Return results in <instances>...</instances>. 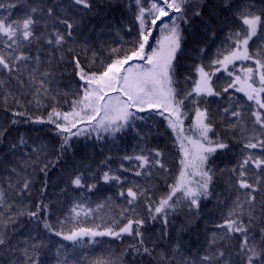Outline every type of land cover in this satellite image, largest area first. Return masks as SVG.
Segmentation results:
<instances>
[{
  "label": "snow or ice",
  "instance_id": "snow-or-ice-1",
  "mask_svg": "<svg viewBox=\"0 0 264 264\" xmlns=\"http://www.w3.org/2000/svg\"><path fill=\"white\" fill-rule=\"evenodd\" d=\"M17 7L0 0V88L13 81L17 85L4 93L3 103L12 118L0 122V143L20 123L52 126L60 138L56 162L72 149L74 138L102 143L131 131L138 142L134 154L120 157L134 167L121 162L113 169V157L107 156L94 169L87 154L78 163L73 154L66 167L64 182L70 188L91 192L101 182L118 186L116 195L126 206L103 225H80L82 213L87 217L95 211L82 202H74L62 219L54 220L51 203L43 199L46 180L35 203L31 179L9 181L13 192L0 187V264H85L88 258L79 250L85 237L98 243L97 237L124 236L134 241L125 250L132 254L133 264L143 256L153 258L154 264H264V200L257 205V197H264V0H132L134 14L126 30H135V38L128 48L107 49L106 61L93 48L105 50L98 38L114 27L109 17L122 9L121 0H20L23 15L13 18ZM223 12L231 15L221 21ZM93 20L103 22L99 32ZM196 21L204 25L205 34L216 35L215 22L228 30L208 63L203 62L205 48L185 52V31L199 29ZM182 57L201 60L188 66L184 87L178 78ZM245 62L250 63L245 66ZM64 64L71 65L75 86L60 92L52 86L57 83L56 69ZM218 73L227 76L222 85L213 79ZM9 97L24 110L11 109ZM209 97L221 101L226 97L227 103L213 112ZM46 100L50 102L46 116L28 112V105L39 109ZM60 100L67 111L58 106ZM155 117L171 130L179 149L177 174L159 194L155 186L141 187L122 175L151 180L170 171L165 152L148 147L149 134L137 124ZM188 119L191 123L185 127ZM22 146H27L24 134L11 149ZM234 147L240 159L227 171L235 198L225 204L227 212L217 230L193 251L182 236L196 226L202 202L215 193L217 170L212 159ZM11 171L17 173L15 167ZM40 172L46 176L48 164ZM141 202L146 212L138 211ZM104 207L97 204L96 209ZM177 214H183L184 223L173 242ZM150 222L160 225L155 239L145 235ZM25 223L31 228L29 234L20 232ZM52 236L71 246L53 241ZM165 240L168 251H158ZM88 264L114 261L96 258Z\"/></svg>",
  "mask_w": 264,
  "mask_h": 264
},
{
  "label": "trees",
  "instance_id": "trees-1",
  "mask_svg": "<svg viewBox=\"0 0 264 264\" xmlns=\"http://www.w3.org/2000/svg\"><path fill=\"white\" fill-rule=\"evenodd\" d=\"M5 4L15 3L18 5L15 9V16L13 18L22 17L23 12L19 8L20 0H3ZM255 2V0H253ZM122 9L113 13L109 19L113 20L111 29H106L104 33L99 36L98 41L104 42V51H100L98 45L93 48V51H97L100 58L105 61L108 59L107 49L109 48H128L131 46L130 42L135 38V30L131 33L127 32V26L131 23L134 7H132V0H121ZM230 13H221L220 20L224 17H230ZM103 22L93 20L92 24L97 25V32L100 31V26ZM199 25V29L193 31L188 29L185 31V52L192 54L194 49L205 48L206 55L203 57V62L208 63L215 58L218 49H220L225 42V38L228 30H221V25L218 22L214 23V29L216 35L213 36L212 32L205 34L203 31L204 25L200 21H196ZM123 25V29L121 28ZM87 31V30H85ZM119 32V35H117ZM122 38V39H121ZM91 57L92 53H88ZM200 59L192 60L188 57H182L180 60V67L178 70V78L181 81V86L184 87V77L189 74V65L194 63H200ZM99 63V61L97 62ZM250 62H245L248 65ZM95 70V69H94ZM72 73V67L69 64H64L56 69V81L52 87L59 89L60 92L67 91L68 85L75 86V77L70 75ZM219 77V79H217ZM217 77H213L217 84L222 85L227 79L226 74L218 73ZM195 78V77H193ZM190 87V85H187ZM17 88L15 82L8 84L7 88H0V122L10 120L12 118L11 112L6 110V105L3 103L4 93ZM18 95V92L16 93ZM55 94V93H54ZM243 99L242 94H236ZM28 99H31L29 96ZM208 103L213 112L216 111L218 105L227 103V98L221 101L217 97H209ZM26 104V100L22 101ZM49 101H44L45 107L37 108L35 104L28 105V112L34 116H46L47 111L50 110ZM9 105L13 110H24L18 109L15 103H12L11 97H9ZM62 110L67 111V105L64 104L63 100H60L58 105ZM192 112L189 113L191 117ZM219 120V117H217ZM191 123V119L186 120L185 127ZM138 127L142 129L144 133L149 134L148 147H159L166 154V164L170 171L168 173H158L151 180H145L144 177H136L131 173H122L127 177L129 183L135 182L141 185V187H152L155 186L158 189V194L166 190L167 184L172 183L174 177L178 171V160H179V149L173 142L174 137L170 129L166 128L165 123L159 118L146 119V121L137 122ZM217 133H221V128L216 129ZM24 134L27 139L26 147H18L15 150L11 149V144L15 143L18 136ZM227 135L228 133H222ZM137 139L134 138V134L129 131L126 134H119L116 141L106 139L102 143L96 142L94 139L85 140L83 137L74 138L72 141V149L62 156L59 162H56L57 150L59 148L60 138L54 135L51 125H38V124H24L20 123L13 127L7 140L0 143V161L4 162L0 164V187H3L6 191L13 192L15 189L8 188V182L11 181L13 184L17 180L23 178L31 179L34 183L32 185V192L35 194L33 203L40 199V189L43 187L45 180L47 181V190L44 193V202L51 203L53 219L59 217L63 218L68 213L74 202L85 203L86 207H90L95 211L85 217L83 213L79 217L81 226L92 227L96 224H105L113 216H117L121 208L125 207V201L122 198L117 197L116 193L119 188L114 183L104 184L101 182L98 187L91 192L87 189H74L68 187L64 180L66 178V167L72 162L73 154H75L76 161L85 158V155L92 157L91 166L96 168L99 162L107 156L113 157L110 163L113 169L118 168L119 163L123 162L120 160L125 154H134L136 151L135 145ZM43 148V151L40 149ZM36 149V151H33ZM240 159L237 148H233L231 152H220L212 159V167L216 168V181H215V193L210 200L203 201L200 210V218L196 221V226L190 231L186 232L182 236L184 244L191 248L193 251L197 250L201 246L205 245L206 240L211 234L216 231V225L222 222L223 215L227 212L225 204L230 205L231 201L235 198L234 193L229 188L228 169L232 168L237 161ZM35 161V164H33ZM85 163H88L85 160ZM125 163L126 167H134V165ZM48 164V172L45 176L44 173L40 172V168ZM15 167L17 173H13L11 169ZM92 182V181H90ZM126 187L128 184L126 183ZM61 189H65L61 192ZM224 190L229 193V196L224 195ZM111 197V200L108 198ZM264 200V197H257V205ZM97 204H105L102 209H96ZM138 211L146 212L141 202ZM27 221V218H24ZM184 223L183 214H177L174 217V226L171 230V235L174 239L177 235V228ZM149 231L145 232L146 236H152L155 239L160 231L159 223H149L146 225ZM21 233L29 234L31 228L25 223V227L20 229ZM51 239L55 242L64 243L65 245L71 246V242L62 241L61 238L52 236ZM94 242L91 238L85 237L83 245L79 247L82 255H86L88 260L85 264H88L89 260L96 258H104L114 261V264H133V257L131 253L125 254V250L130 244H132L133 238L124 236L120 239L113 237H97ZM169 241L165 240L162 242V247L158 251H168ZM49 261L51 257L47 258ZM135 264H154L153 258L147 256L136 257Z\"/></svg>",
  "mask_w": 264,
  "mask_h": 264
},
{
  "label": "rangeland",
  "instance_id": "rangeland-1",
  "mask_svg": "<svg viewBox=\"0 0 264 264\" xmlns=\"http://www.w3.org/2000/svg\"><path fill=\"white\" fill-rule=\"evenodd\" d=\"M156 35L158 36L159 33L157 32ZM152 42L154 43V41H152ZM188 134H191V133H188ZM224 195H225V196H229V193H227V192L224 190Z\"/></svg>",
  "mask_w": 264,
  "mask_h": 264
}]
</instances>
